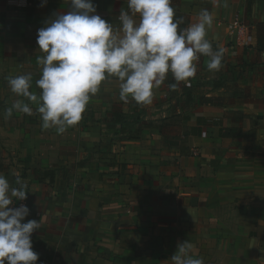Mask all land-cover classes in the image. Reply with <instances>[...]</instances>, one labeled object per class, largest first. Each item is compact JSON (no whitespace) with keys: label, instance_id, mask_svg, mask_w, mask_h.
Returning <instances> with one entry per match:
<instances>
[{"label":"crops","instance_id":"1","mask_svg":"<svg viewBox=\"0 0 264 264\" xmlns=\"http://www.w3.org/2000/svg\"><path fill=\"white\" fill-rule=\"evenodd\" d=\"M92 2L120 27L127 0ZM227 3L172 0L185 27L212 14L220 71L202 56L189 85L169 74L146 106L121 101L112 78L57 134L42 130L35 104L31 116L3 107L23 99L6 94L8 77L32 73L41 91L37 32L70 4L0 0V175L28 183L36 264H172L184 240L204 264H264V0ZM237 18L247 45L236 42Z\"/></svg>","mask_w":264,"mask_h":264},{"label":"clouds","instance_id":"2","mask_svg":"<svg viewBox=\"0 0 264 264\" xmlns=\"http://www.w3.org/2000/svg\"><path fill=\"white\" fill-rule=\"evenodd\" d=\"M70 10L58 14L38 29L37 45L43 53L37 58L41 67L35 86L30 89L32 73L8 77L7 83L17 97L5 110L33 115L35 104L41 117L42 130L55 129L63 134L76 126L99 91L103 82L115 78L119 82V99L137 105H150L155 90L171 74L175 82L189 85L197 73V61L208 58L207 68L218 72L223 67V50H214L207 38L213 16L201 10L196 22L181 28L183 17H177L172 0H127V10L119 14L120 27L114 29L97 13L92 0H68ZM227 7V0L217 6ZM25 100L28 103H25ZM13 187L0 175V264H36L31 235L40 228L39 221L28 220L26 205L9 207L27 198V181L16 176ZM193 244L178 243L170 257L172 264H204L193 258Z\"/></svg>","mask_w":264,"mask_h":264},{"label":"built area","instance_id":"3","mask_svg":"<svg viewBox=\"0 0 264 264\" xmlns=\"http://www.w3.org/2000/svg\"><path fill=\"white\" fill-rule=\"evenodd\" d=\"M232 27L235 29L236 35L242 37L239 41L236 42H239L238 44L241 45H247L250 42V35L248 33L247 27L243 23H241L238 18L232 22ZM21 205H25V200H17L9 207L15 208Z\"/></svg>","mask_w":264,"mask_h":264},{"label":"rangeland","instance_id":"4","mask_svg":"<svg viewBox=\"0 0 264 264\" xmlns=\"http://www.w3.org/2000/svg\"><path fill=\"white\" fill-rule=\"evenodd\" d=\"M6 75H7V73H6ZM30 90L32 91V89H30ZM6 94H7V95H8V94H11V96L14 97V98H13V101H14L16 95H15L14 93H12L11 90H10V88H8V87H7ZM13 104H14V103L6 104V105H4L3 108H5L6 106H7V108H10ZM0 109H2V105H0ZM17 112H18V111L13 110V113H17Z\"/></svg>","mask_w":264,"mask_h":264},{"label":"trees","instance_id":"5","mask_svg":"<svg viewBox=\"0 0 264 264\" xmlns=\"http://www.w3.org/2000/svg\"><path fill=\"white\" fill-rule=\"evenodd\" d=\"M176 16L177 17H183L184 18V23L182 25H180L181 28H184L186 26V19H185V17L182 14H180V13H176Z\"/></svg>","mask_w":264,"mask_h":264}]
</instances>
